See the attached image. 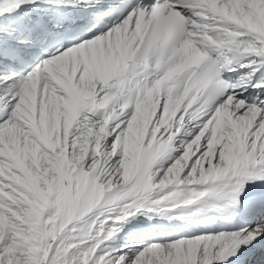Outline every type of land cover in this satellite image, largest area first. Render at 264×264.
I'll return each mask as SVG.
<instances>
[{"label": "snow or ice", "instance_id": "snow-or-ice-1", "mask_svg": "<svg viewBox=\"0 0 264 264\" xmlns=\"http://www.w3.org/2000/svg\"><path fill=\"white\" fill-rule=\"evenodd\" d=\"M0 264H264V0H0Z\"/></svg>", "mask_w": 264, "mask_h": 264}]
</instances>
